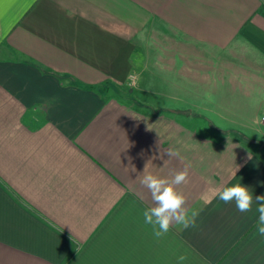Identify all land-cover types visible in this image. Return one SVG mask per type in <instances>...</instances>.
I'll list each match as a JSON object with an SVG mask.
<instances>
[{
  "label": "crops",
  "instance_id": "obj_1",
  "mask_svg": "<svg viewBox=\"0 0 264 264\" xmlns=\"http://www.w3.org/2000/svg\"><path fill=\"white\" fill-rule=\"evenodd\" d=\"M144 59L169 99L121 87ZM262 116L264 0H0V264H264L215 194H264ZM185 165L195 227L156 238L139 177Z\"/></svg>",
  "mask_w": 264,
  "mask_h": 264
},
{
  "label": "clouds",
  "instance_id": "obj_2",
  "mask_svg": "<svg viewBox=\"0 0 264 264\" xmlns=\"http://www.w3.org/2000/svg\"><path fill=\"white\" fill-rule=\"evenodd\" d=\"M67 84L68 82L65 81L64 85ZM165 153L168 159L181 158L179 150L174 148L167 149ZM189 168L190 165H185L182 170L175 172L171 179L146 170L139 177L140 184L148 189L153 202L152 206L142 213L144 223L151 226L156 238L165 235L173 225L182 226L184 229L195 227L199 210L188 209L187 197L183 191L179 190L180 185L188 182ZM215 194L224 204L234 203L236 210L240 213L250 212L255 202L258 212L257 234L264 236V194L254 197L253 191L240 182L218 188ZM177 259L180 264H183L187 257L180 255Z\"/></svg>",
  "mask_w": 264,
  "mask_h": 264
},
{
  "label": "rangeland",
  "instance_id": "obj_3",
  "mask_svg": "<svg viewBox=\"0 0 264 264\" xmlns=\"http://www.w3.org/2000/svg\"><path fill=\"white\" fill-rule=\"evenodd\" d=\"M132 67L130 74L127 77L125 83L121 85L122 88H129L132 91L134 99L143 103L149 102L153 104L160 103V100L169 99V94L166 89V77L158 76L155 67L157 65L152 64L149 59L141 61H131ZM124 91V89H122ZM192 102L197 103V92H192ZM192 111H198L199 108H191ZM203 110V109H202ZM212 110V109H209ZM224 126L231 127V124H224ZM237 126V125H236ZM239 127L247 129V125H238ZM249 126V125H248ZM257 133L264 134L263 125L260 123L259 126L253 127ZM245 131V130H244ZM264 141V140H263Z\"/></svg>",
  "mask_w": 264,
  "mask_h": 264
},
{
  "label": "built area",
  "instance_id": "obj_4",
  "mask_svg": "<svg viewBox=\"0 0 264 264\" xmlns=\"http://www.w3.org/2000/svg\"><path fill=\"white\" fill-rule=\"evenodd\" d=\"M260 120H261L262 124L264 125V116H262Z\"/></svg>",
  "mask_w": 264,
  "mask_h": 264
}]
</instances>
